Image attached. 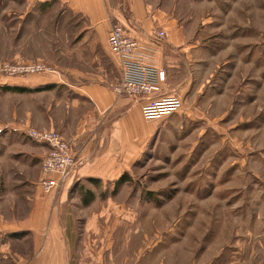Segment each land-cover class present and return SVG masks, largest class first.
Segmentation results:
<instances>
[{"label": "crops", "instance_id": "0c3cea01", "mask_svg": "<svg viewBox=\"0 0 264 264\" xmlns=\"http://www.w3.org/2000/svg\"><path fill=\"white\" fill-rule=\"evenodd\" d=\"M5 5L20 26L55 14L57 29L67 18L81 29L71 39L55 34L73 48L57 51L51 73L12 75L5 82V88H53L9 92L23 95L25 106L11 111L7 129L0 122V164L10 161L9 173L0 178V264H126L138 259L143 239L138 223L146 206L140 196L115 192L129 183L120 180L157 140L156 131L145 128L156 122L143 117L147 98L183 101L197 81L200 57L193 23L155 0H0V8ZM114 25L139 41L144 63L165 72L162 93L137 99L114 93L120 80L119 60L108 46ZM154 31H164L165 41H153ZM30 126L58 131L76 158V167L53 194L39 186L49 148L22 135ZM234 198L233 208L249 211L257 224L250 229L251 258L252 245L264 248V194H252L247 205L241 195Z\"/></svg>", "mask_w": 264, "mask_h": 264}, {"label": "rangeland", "instance_id": "374dc122", "mask_svg": "<svg viewBox=\"0 0 264 264\" xmlns=\"http://www.w3.org/2000/svg\"><path fill=\"white\" fill-rule=\"evenodd\" d=\"M155 1L193 23L200 63L182 109L146 124L157 140L115 192L140 196L146 206L138 259L126 264H263L264 248L256 244L249 258L257 224L233 207L237 195L247 205L252 194H264V0H193L192 7L189 0ZM9 10L0 8L3 130L11 111L25 106L23 95L4 90L12 76L4 66L44 64L53 71L57 51L73 48L55 34L71 39L81 29L69 18L57 29L55 14L20 26ZM8 162L0 164V178Z\"/></svg>", "mask_w": 264, "mask_h": 264}, {"label": "built area", "instance_id": "2783aa9c", "mask_svg": "<svg viewBox=\"0 0 264 264\" xmlns=\"http://www.w3.org/2000/svg\"><path fill=\"white\" fill-rule=\"evenodd\" d=\"M151 39L156 42H164L166 33L154 31ZM108 46L120 64V80L113 87L117 96L137 99L144 96L154 97L162 93L166 81L165 72L151 64L144 63L139 58L141 45L138 40L120 25H114L108 35ZM3 71L12 75L26 76L33 73H51L52 69L44 64H31L28 66H4ZM182 107L183 101L176 96L147 98V102L142 107V114L147 121H159L178 113ZM22 133L30 140L48 146L49 150L41 161L39 186L44 194L57 192L77 164L70 144L63 139L59 132L54 130L38 131L28 127L23 129Z\"/></svg>", "mask_w": 264, "mask_h": 264}, {"label": "trees", "instance_id": "16d2710c", "mask_svg": "<svg viewBox=\"0 0 264 264\" xmlns=\"http://www.w3.org/2000/svg\"><path fill=\"white\" fill-rule=\"evenodd\" d=\"M53 87L52 86H48L46 88H43V89H38V90H35V91H32V90H28V89H25V88H5V90L7 92H14V93H32V92H40V91H43V90H46V89H52ZM129 175L126 174L122 177V179L120 180L121 183L125 182L129 177Z\"/></svg>", "mask_w": 264, "mask_h": 264}]
</instances>
